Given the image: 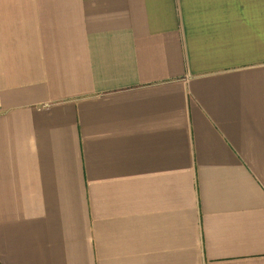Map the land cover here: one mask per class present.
<instances>
[{"label": "crops", "instance_id": "crops-1", "mask_svg": "<svg viewBox=\"0 0 264 264\" xmlns=\"http://www.w3.org/2000/svg\"><path fill=\"white\" fill-rule=\"evenodd\" d=\"M0 264H264V0H0Z\"/></svg>", "mask_w": 264, "mask_h": 264}]
</instances>
